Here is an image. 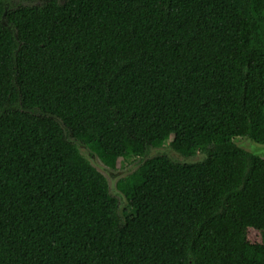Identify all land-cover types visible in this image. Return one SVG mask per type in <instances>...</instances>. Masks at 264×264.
<instances>
[{
    "label": "trees",
    "instance_id": "obj_1",
    "mask_svg": "<svg viewBox=\"0 0 264 264\" xmlns=\"http://www.w3.org/2000/svg\"><path fill=\"white\" fill-rule=\"evenodd\" d=\"M9 2L0 264H264V0Z\"/></svg>",
    "mask_w": 264,
    "mask_h": 264
},
{
    "label": "water",
    "instance_id": "obj_2",
    "mask_svg": "<svg viewBox=\"0 0 264 264\" xmlns=\"http://www.w3.org/2000/svg\"><path fill=\"white\" fill-rule=\"evenodd\" d=\"M6 10V6L4 7V11L2 13V23L6 24V21L4 19V12ZM254 144L257 143L255 141H253ZM238 146L246 149L245 147H243L241 144H237ZM77 147L79 152L81 153V155H83L92 166H94L100 173H102L104 175V177L106 178L107 184H108V188H109V193L113 196H115L116 198L121 196L123 201L125 202V204L127 203V199L125 197V195L122 193V191L120 189L117 188V183L119 181L120 178L128 175L129 173H131L133 170H135L138 166L137 161L136 162H132L130 164H128L127 166L124 167H117V168H111L110 166H108L107 164H105L97 155L96 152H94L93 150H91L89 147H87L84 144H80L77 143ZM171 153L177 155L178 157L177 160L180 162H189V163H193V162H197L202 160L205 157V153L204 152H196L194 154L188 155V156H184L182 154H180L179 152L171 149ZM248 150V149H246ZM249 151V150H248ZM158 152H166L168 153L166 147L164 146H159V147H150L149 148V153L148 156H152L157 154ZM171 156V155H169ZM125 204L120 208L118 214L122 215L123 213V207L125 206Z\"/></svg>",
    "mask_w": 264,
    "mask_h": 264
},
{
    "label": "rangeland",
    "instance_id": "obj_3",
    "mask_svg": "<svg viewBox=\"0 0 264 264\" xmlns=\"http://www.w3.org/2000/svg\"><path fill=\"white\" fill-rule=\"evenodd\" d=\"M35 1L36 0H32V2H35ZM235 141H236V144L239 143L243 147L248 149L249 151H252L253 153L258 154V155H263V157H264V144H261V143H255L254 144V142L252 140H249V139L243 138V137H237V138H235ZM164 147H166L169 155H171L173 157H178L177 155L171 153V150L167 145H164ZM127 165H125V166H127ZM118 167L121 168L122 166H118ZM117 188L119 189L118 183H117ZM117 199L119 200V205H118V212H119L120 208L125 204V202L123 201L121 196L117 197ZM248 238L251 241H258L259 240V233L255 230L250 229L248 231Z\"/></svg>",
    "mask_w": 264,
    "mask_h": 264
},
{
    "label": "flooded vegetation",
    "instance_id": "obj_4",
    "mask_svg": "<svg viewBox=\"0 0 264 264\" xmlns=\"http://www.w3.org/2000/svg\"><path fill=\"white\" fill-rule=\"evenodd\" d=\"M40 3H41V0H36L35 2H32V0H10V2L8 4H10L11 6H14V7H18L19 5H33V4L38 5Z\"/></svg>",
    "mask_w": 264,
    "mask_h": 264
}]
</instances>
